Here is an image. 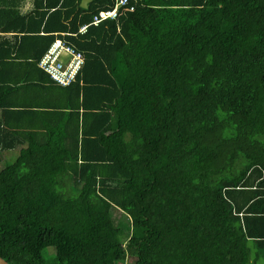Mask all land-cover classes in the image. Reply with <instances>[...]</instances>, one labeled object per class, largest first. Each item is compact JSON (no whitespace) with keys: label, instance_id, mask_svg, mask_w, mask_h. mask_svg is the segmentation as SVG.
<instances>
[{"label":"trees","instance_id":"16d2710c","mask_svg":"<svg viewBox=\"0 0 264 264\" xmlns=\"http://www.w3.org/2000/svg\"><path fill=\"white\" fill-rule=\"evenodd\" d=\"M21 2L0 0V256L264 259V0H129L97 24L115 0ZM56 38L84 56L64 86L38 66Z\"/></svg>","mask_w":264,"mask_h":264},{"label":"built area","instance_id":"2783aa9c","mask_svg":"<svg viewBox=\"0 0 264 264\" xmlns=\"http://www.w3.org/2000/svg\"><path fill=\"white\" fill-rule=\"evenodd\" d=\"M129 0H115L114 7L110 10L100 11L92 18V23L97 24L106 18H113L117 15L120 7L134 9L129 5ZM88 25H83L80 31L84 32ZM84 64L83 52L76 50L62 39L55 40L42 56L39 66L59 85L71 83Z\"/></svg>","mask_w":264,"mask_h":264},{"label":"crops","instance_id":"0c3cea01","mask_svg":"<svg viewBox=\"0 0 264 264\" xmlns=\"http://www.w3.org/2000/svg\"><path fill=\"white\" fill-rule=\"evenodd\" d=\"M90 0H88V2H89ZM88 2H87V5H88ZM31 4V7H27V4ZM115 4V3H114ZM24 6H25V9H24ZM114 7V6H113ZM28 8V9H27ZM84 8H86V7H84ZM17 9L20 11V12H22V13H28V12H30V11H32L33 9H34V5H33V2H32V0H22V2H21V4H20V6L19 7H17ZM83 26V25H82ZM81 26V27H82ZM80 27V28H81ZM79 31H80V29H79ZM80 32H82V31H80ZM0 35L2 36V37H4V39H6V40H11L12 42L13 41H15V38H16V36L18 35V33H16V32H13V31H11V32H1L0 33ZM57 39H62V38H56L55 40H57ZM54 40V41H55ZM63 40V39H62ZM53 41V42H54ZM52 42V43H53ZM52 43H51V45H52ZM50 45V46H51ZM49 46V47H50ZM48 50V49H47ZM46 50V51H47ZM45 54V53H44ZM43 54V55H44ZM42 55V56H43ZM42 56H41V58H42ZM41 58H40V60H41ZM40 60L38 61V66H39V62H40ZM40 67V66H39ZM41 68V67H40ZM42 69V68H41ZM43 70V69H42ZM44 71V70H43ZM50 77V76H49ZM51 78V77H50ZM57 84V83H56ZM59 85V84H58ZM48 95V96H47ZM48 98H47V97ZM44 97L45 98H47L46 100H52V99H54V95L53 94H50L49 95V93H47L46 95H44ZM1 114V113H0Z\"/></svg>","mask_w":264,"mask_h":264},{"label":"rangeland","instance_id":"374dc122","mask_svg":"<svg viewBox=\"0 0 264 264\" xmlns=\"http://www.w3.org/2000/svg\"><path fill=\"white\" fill-rule=\"evenodd\" d=\"M27 7H31V4L29 3V4H27ZM24 9H25V6H24ZM28 9V8H27ZM16 154H17V148L16 149H13V150H10V152L8 153V154H6L5 155V157L8 159V158H10V161H12L13 160V158L16 156ZM3 165V161H0V167ZM114 212L117 214V215H119L120 216V212L119 211H116V210H114ZM124 219L126 218V216L125 215H123L122 216ZM130 259H128L127 258V260L125 261V263L124 264H130ZM257 264H264V259H260L259 261H258V263Z\"/></svg>","mask_w":264,"mask_h":264},{"label":"water","instance_id":"95a60500","mask_svg":"<svg viewBox=\"0 0 264 264\" xmlns=\"http://www.w3.org/2000/svg\"><path fill=\"white\" fill-rule=\"evenodd\" d=\"M88 0H82V7H87ZM0 264H9L7 260L0 256Z\"/></svg>","mask_w":264,"mask_h":264}]
</instances>
